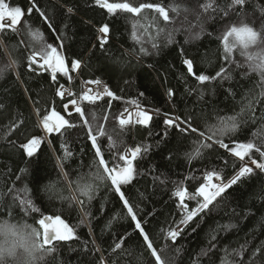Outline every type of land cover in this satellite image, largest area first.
<instances>
[{"label":"trees","instance_id":"1","mask_svg":"<svg viewBox=\"0 0 264 264\" xmlns=\"http://www.w3.org/2000/svg\"><path fill=\"white\" fill-rule=\"evenodd\" d=\"M2 5L23 17L0 31V264H264V0ZM235 28L255 45L229 51ZM55 51L64 66L51 71ZM95 80L109 88L98 101L83 91ZM134 107L147 124L120 122ZM237 145L252 146L244 159ZM244 162L259 168L174 234L204 202L206 178L228 181Z\"/></svg>","mask_w":264,"mask_h":264},{"label":"rangeland","instance_id":"2","mask_svg":"<svg viewBox=\"0 0 264 264\" xmlns=\"http://www.w3.org/2000/svg\"><path fill=\"white\" fill-rule=\"evenodd\" d=\"M122 8V7H121ZM124 9V8H123ZM23 17V13L15 10L12 11L8 9L5 5H2L0 7V31L3 28H12L16 29L18 27V24L20 20ZM196 31H198V27H196ZM102 30V29H101ZM107 38H108V31L107 29H104L103 31ZM101 35V34H100ZM101 38V37H100ZM101 41V39H99ZM225 47L229 51H232L236 48H241L243 50H247L248 48H251L255 45L257 41V34L248 28H235L230 31H228L227 36L225 37ZM258 48H254L252 50L253 54L250 56L252 58V63L255 66L258 62L259 53L260 51L257 50ZM257 50V51H256ZM256 51V52H254ZM61 53V52H59ZM62 54V53H61ZM59 55V54H58ZM53 56V55H52ZM62 57V56H61ZM33 60L35 62H38L39 64H44L45 60L36 55L33 56ZM51 62V59L48 60ZM99 81V80H97ZM109 95V94H108ZM81 103L78 100L70 101L66 105V109L68 112H77L80 110ZM121 122L122 123H140V124H147L151 118L150 112H147L143 109H140L138 107H134L132 109L127 110L121 115ZM170 123L171 120H168ZM252 146L250 145H237L234 147L233 152L234 154L240 158L244 159L245 156L250 152ZM38 149V142L37 140H32L31 143L27 147V152L29 154L35 153ZM135 157V153L133 150L128 149L125 154V160L126 161H132ZM259 165L255 162H244L242 169H240L239 172H237L233 177H231L228 181H222V179L216 175H211L206 178V183L202 186V188L198 191L199 195L203 198V203L199 208L194 210L188 220L181 225L174 234H177L178 231L191 219H193L196 215H198L202 210L209 207V205L215 200L217 196L222 194L224 191H226L230 186H232L234 183H236L241 176H243L245 173L251 172L255 169H258ZM118 172H115V174ZM120 174V173H118ZM117 188L119 189V185L117 184ZM181 200L185 199V193L180 194ZM130 212L132 213L131 208H129ZM51 229V227H50ZM55 230V229H54ZM56 232V230H55ZM57 233V232H56ZM161 264V262L159 261Z\"/></svg>","mask_w":264,"mask_h":264},{"label":"water","instance_id":"3","mask_svg":"<svg viewBox=\"0 0 264 264\" xmlns=\"http://www.w3.org/2000/svg\"><path fill=\"white\" fill-rule=\"evenodd\" d=\"M100 6H108L110 7L109 4H107L106 2L104 1H101L99 3ZM122 8L126 9V6H122ZM136 13V12H135ZM55 51L53 56H52V60H51V63L49 64V68L51 69V71H53V69L55 68V65H56V60H59V62L57 63V66L61 69L63 68V61L60 60L59 58V55L62 56L61 53ZM52 125H53V129L55 132H58L61 128V126L63 125V120L62 119H57V120H52ZM48 132H46V135L48 136ZM136 152H138V149L136 150ZM125 168H121V169H118L116 172L118 173H122L124 172ZM43 223H44V242L45 244H47L48 246H51L52 243L54 242V240L57 238V234L54 230V228H52V220L48 217L44 218L43 220ZM51 227V229H50Z\"/></svg>","mask_w":264,"mask_h":264},{"label":"built area","instance_id":"4","mask_svg":"<svg viewBox=\"0 0 264 264\" xmlns=\"http://www.w3.org/2000/svg\"><path fill=\"white\" fill-rule=\"evenodd\" d=\"M101 37V38H100ZM107 37L104 35H99V39L105 40ZM87 89H86V96L90 99H99L104 94L103 92L106 91L108 93V87L105 83L101 81H87ZM62 97L66 98L71 96L72 91L69 88H61L60 90Z\"/></svg>","mask_w":264,"mask_h":264},{"label":"bare ground","instance_id":"5","mask_svg":"<svg viewBox=\"0 0 264 264\" xmlns=\"http://www.w3.org/2000/svg\"><path fill=\"white\" fill-rule=\"evenodd\" d=\"M102 29V30H101ZM101 29H99V33L100 34H102V35H104V36H106V34L103 32L104 31V28H101ZM87 81H85L84 83H83V91H84V95L86 96V89H87ZM68 88V87H65V86H61L60 88H59V94L61 95V92H60V90H61V88ZM86 88V89H85ZM103 96L102 97H104L106 94H108L106 91H104L103 92ZM71 96H72V94H71ZM87 97V96H86ZM101 97V98H102ZM88 98V97H87ZM101 98H99V99H90V98H88V99H90V100H92V101H98V100H100ZM79 101V100H78ZM80 102V101H79ZM120 122H121V119H120ZM122 123V122H121ZM46 132H48V131H46ZM46 132H45V136L46 137H48L47 135H46ZM49 135V134H48ZM127 151V150H126ZM57 234V233H56ZM58 235V234H57ZM58 237V236H57Z\"/></svg>","mask_w":264,"mask_h":264}]
</instances>
